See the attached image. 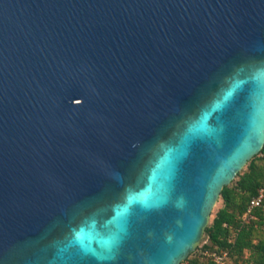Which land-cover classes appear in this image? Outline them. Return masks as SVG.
Wrapping results in <instances>:
<instances>
[{
    "label": "water",
    "instance_id": "obj_1",
    "mask_svg": "<svg viewBox=\"0 0 264 264\" xmlns=\"http://www.w3.org/2000/svg\"><path fill=\"white\" fill-rule=\"evenodd\" d=\"M263 147L264 0H0V264H181Z\"/></svg>",
    "mask_w": 264,
    "mask_h": 264
},
{
    "label": "trees",
    "instance_id": "obj_2",
    "mask_svg": "<svg viewBox=\"0 0 264 264\" xmlns=\"http://www.w3.org/2000/svg\"><path fill=\"white\" fill-rule=\"evenodd\" d=\"M262 189L264 147L249 161L248 169L239 172L236 179L223 188L220 197L223 206L205 231L209 242L203 245L200 253L195 251L185 262L218 264L211 253L227 251V264H264V201L248 212L252 198Z\"/></svg>",
    "mask_w": 264,
    "mask_h": 264
},
{
    "label": "built area",
    "instance_id": "obj_3",
    "mask_svg": "<svg viewBox=\"0 0 264 264\" xmlns=\"http://www.w3.org/2000/svg\"><path fill=\"white\" fill-rule=\"evenodd\" d=\"M263 201H264V190L262 189L259 195L252 198L248 212H250L254 207L262 205ZM206 253L210 255L208 251ZM211 256L218 264H227L229 260V255L227 251H223L221 253L213 252L211 253Z\"/></svg>",
    "mask_w": 264,
    "mask_h": 264
},
{
    "label": "rangeland",
    "instance_id": "obj_4",
    "mask_svg": "<svg viewBox=\"0 0 264 264\" xmlns=\"http://www.w3.org/2000/svg\"><path fill=\"white\" fill-rule=\"evenodd\" d=\"M257 155H259V154H257ZM257 155H256V156H257ZM248 165H249V162H248L247 165L243 168L242 171L247 170V169H248ZM235 179H236V178H235ZM222 206H223V200H222V198H219L217 204L215 205V207H214V209H213V211H212V215H211V218H210V222H209V224L213 221V218H214L215 214L217 213V211H218ZM206 242H209V238L206 237V236H205V233H204V236H203L201 242L199 243V245L197 246V248H196L195 251H198V253H200L201 250H202L201 248L203 247V245H204ZM210 243H211V242H210ZM195 251H194V252H195ZM194 252H192V253H194ZM192 253H191V254H192ZM191 254H190L189 256H191ZM188 258H189V257H188ZM181 264H187V263L184 261V262L181 263Z\"/></svg>",
    "mask_w": 264,
    "mask_h": 264
},
{
    "label": "snow or ice",
    "instance_id": "obj_5",
    "mask_svg": "<svg viewBox=\"0 0 264 264\" xmlns=\"http://www.w3.org/2000/svg\"><path fill=\"white\" fill-rule=\"evenodd\" d=\"M121 214H120V211L118 210L117 212V218H120Z\"/></svg>",
    "mask_w": 264,
    "mask_h": 264
}]
</instances>
